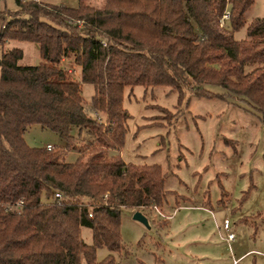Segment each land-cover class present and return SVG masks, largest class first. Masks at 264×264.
<instances>
[{"label": "trees", "instance_id": "trees-1", "mask_svg": "<svg viewBox=\"0 0 264 264\" xmlns=\"http://www.w3.org/2000/svg\"><path fill=\"white\" fill-rule=\"evenodd\" d=\"M98 2L16 0L14 11L0 3V45L34 42L41 59L19 65L18 48L0 55V202L23 200L20 214L0 207V264H119L113 254L98 260L96 251L123 248L122 209L164 202L160 166L117 155L128 119L126 87L212 96L208 87L215 85L264 117V18H244L254 0ZM242 27L248 37L235 39ZM84 83L94 88L89 104ZM33 125L54 131L63 144L28 145L24 134ZM69 151L78 154L72 162L64 159ZM82 226L91 230L90 244Z\"/></svg>", "mask_w": 264, "mask_h": 264}, {"label": "rangeland", "instance_id": "rangeland-1", "mask_svg": "<svg viewBox=\"0 0 264 264\" xmlns=\"http://www.w3.org/2000/svg\"><path fill=\"white\" fill-rule=\"evenodd\" d=\"M49 5L75 7L78 0H39ZM99 3L98 0H91ZM7 11L16 0H0ZM264 18V0H254L246 22ZM246 39V28L233 33ZM22 51L19 65H36L38 44L12 40L3 51ZM64 66L78 78L79 69ZM212 96H197L168 86L126 87L123 107L128 113L123 147L124 162L159 165L164 175L165 200L148 209L123 208L120 235L123 248L96 251L98 260L113 254L119 264H264V117L248 101L215 85ZM94 88L82 84L84 104ZM30 146H59L57 133L33 125L24 134ZM115 153L113 151H109ZM78 157L69 151L68 162ZM219 202V200H221ZM141 211L149 227L133 219ZM258 214L263 216L251 218ZM227 218L234 238L226 242L222 228ZM81 238L92 242L91 230L81 227ZM80 264H85L83 261Z\"/></svg>", "mask_w": 264, "mask_h": 264}, {"label": "built area", "instance_id": "built-area-1", "mask_svg": "<svg viewBox=\"0 0 264 264\" xmlns=\"http://www.w3.org/2000/svg\"><path fill=\"white\" fill-rule=\"evenodd\" d=\"M21 1H26V0H21ZM34 1L39 2V0H34ZM228 16H229L228 11H225L220 19V23L223 24L224 21L228 19ZM46 147L47 149H50L52 145L47 144ZM54 198L60 200L61 194L59 192H56L54 194ZM22 206H23V200L21 199L15 202H0V207L4 208V210L6 211L13 212L15 214L21 213ZM89 216H91V213H89ZM222 228L226 232V238H225L226 242L229 243L234 238V233L230 230V223L227 218L223 220Z\"/></svg>", "mask_w": 264, "mask_h": 264}, {"label": "water", "instance_id": "water-1", "mask_svg": "<svg viewBox=\"0 0 264 264\" xmlns=\"http://www.w3.org/2000/svg\"><path fill=\"white\" fill-rule=\"evenodd\" d=\"M133 219L141 222L145 226L149 227L148 219L147 217L141 212V211H135L133 214Z\"/></svg>", "mask_w": 264, "mask_h": 264}]
</instances>
